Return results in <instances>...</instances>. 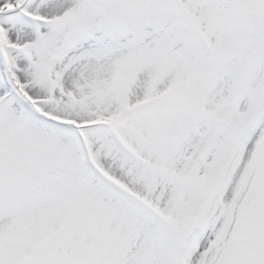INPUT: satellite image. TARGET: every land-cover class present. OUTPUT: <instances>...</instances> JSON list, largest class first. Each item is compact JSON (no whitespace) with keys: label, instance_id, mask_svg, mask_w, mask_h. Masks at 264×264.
Segmentation results:
<instances>
[{"label":"snow or ice","instance_id":"obj_1","mask_svg":"<svg viewBox=\"0 0 264 264\" xmlns=\"http://www.w3.org/2000/svg\"><path fill=\"white\" fill-rule=\"evenodd\" d=\"M0 264H264V0H0Z\"/></svg>","mask_w":264,"mask_h":264}]
</instances>
